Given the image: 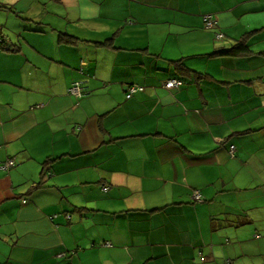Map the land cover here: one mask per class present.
Returning <instances> with one entry per match:
<instances>
[{"label":"crops","instance_id":"0c3cea01","mask_svg":"<svg viewBox=\"0 0 264 264\" xmlns=\"http://www.w3.org/2000/svg\"><path fill=\"white\" fill-rule=\"evenodd\" d=\"M250 257L264 264V0H0V264Z\"/></svg>","mask_w":264,"mask_h":264},{"label":"built area","instance_id":"2783aa9c","mask_svg":"<svg viewBox=\"0 0 264 264\" xmlns=\"http://www.w3.org/2000/svg\"><path fill=\"white\" fill-rule=\"evenodd\" d=\"M205 24H206V27L208 29L214 28L217 25V23L214 22V20L211 16L205 17ZM218 37L222 38L223 35H219ZM82 73H84V72L82 71ZM183 85H184V82L182 80L170 79L165 83V88L171 90V89L182 87ZM135 92H136V88L134 87L130 90V94L127 96V98L128 99L131 98L133 93H135ZM69 93H70V95L76 96L77 98H83V97L88 96L90 94L89 89H88L85 81H78V82L73 83V85L71 86V88L69 90ZM234 152H235V147L233 146V147H231V153L234 154ZM14 166H15L14 161L10 160L6 164L5 163L2 164L1 169L9 170V169L13 168ZM195 199L197 201L200 200L199 193L196 194Z\"/></svg>","mask_w":264,"mask_h":264},{"label":"trees","instance_id":"16d2710c","mask_svg":"<svg viewBox=\"0 0 264 264\" xmlns=\"http://www.w3.org/2000/svg\"><path fill=\"white\" fill-rule=\"evenodd\" d=\"M113 41V40H112ZM112 41H108L106 43V45H110L112 43ZM246 46H245V43H243L242 41L239 42L234 48H232L231 50H228V51H219V52H216L214 54V56H224V55H233V56H236V55H239L241 53H246ZM174 64L176 65V67L178 69H180L182 72H183V63L182 61H177V62H174Z\"/></svg>","mask_w":264,"mask_h":264},{"label":"rangeland","instance_id":"374dc122","mask_svg":"<svg viewBox=\"0 0 264 264\" xmlns=\"http://www.w3.org/2000/svg\"><path fill=\"white\" fill-rule=\"evenodd\" d=\"M219 229L223 230V229H226V228L220 226V228H218V231H220ZM218 235H219V234H218ZM228 244H232V243H228ZM237 248L240 249V246H238ZM242 261H243V263H245V264H254V260H253V258H251V257L248 258V259L243 258Z\"/></svg>","mask_w":264,"mask_h":264}]
</instances>
